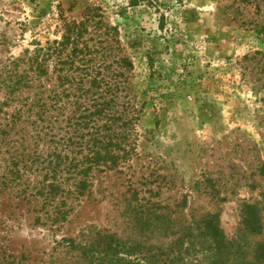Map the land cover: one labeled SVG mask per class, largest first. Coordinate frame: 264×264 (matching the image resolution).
Masks as SVG:
<instances>
[{
    "label": "trees",
    "instance_id": "trees-1",
    "mask_svg": "<svg viewBox=\"0 0 264 264\" xmlns=\"http://www.w3.org/2000/svg\"><path fill=\"white\" fill-rule=\"evenodd\" d=\"M61 26L59 39L0 58V225L24 205L36 224L56 230L93 193L96 172H111L124 178L122 190L104 194L113 199L111 224L55 240L63 264H264V241L248 245L264 229V192L241 200L234 237L224 233L218 211L190 207L185 194L162 199L173 177L134 167L146 103L137 100L117 27L97 6ZM253 26L264 41V21ZM240 61L245 73L264 71V48ZM258 172L264 178V159ZM195 185L214 189L208 178ZM6 239L0 232V264H21L25 256L5 255Z\"/></svg>",
    "mask_w": 264,
    "mask_h": 264
},
{
    "label": "rangeland",
    "instance_id": "rangeland-1",
    "mask_svg": "<svg viewBox=\"0 0 264 264\" xmlns=\"http://www.w3.org/2000/svg\"><path fill=\"white\" fill-rule=\"evenodd\" d=\"M128 1L0 0V58L19 55L35 41L59 39L63 18L79 20L85 7L101 8L133 62L137 100L146 103L136 127L135 169L154 167L173 177L162 199L185 194L190 207L218 211L224 233L234 237L239 203L264 192L258 172L264 159V71L245 73L240 61L264 48L253 29L264 21V7L256 10L252 0ZM205 178L214 189L197 188ZM93 181V193L56 230L36 224L26 206L16 209L6 228L0 225L7 235L5 255L25 256L21 264H63L64 247L55 240L86 225L111 224L113 199L104 194L122 190L124 178L96 172ZM248 239L250 248L264 241V229Z\"/></svg>",
    "mask_w": 264,
    "mask_h": 264
}]
</instances>
